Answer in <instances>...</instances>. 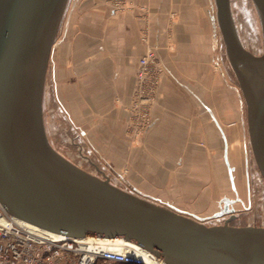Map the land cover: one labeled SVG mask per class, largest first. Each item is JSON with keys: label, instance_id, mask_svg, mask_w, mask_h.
<instances>
[{"label": "crops", "instance_id": "0c3cea01", "mask_svg": "<svg viewBox=\"0 0 264 264\" xmlns=\"http://www.w3.org/2000/svg\"><path fill=\"white\" fill-rule=\"evenodd\" d=\"M75 2L51 53L50 83L71 125L98 152L107 176L135 182L148 178L150 193L132 183L138 194L204 218L223 210L226 199H234V204L241 200L235 171L242 152L248 163L243 119L240 128L237 124L244 105L238 86L214 67L213 14L206 22L198 13V0H125L123 10H116L111 0ZM173 10L175 40L168 46L165 23ZM145 23L164 69L151 123L135 145L127 139L125 127L144 53ZM119 161L132 167L127 177L124 165L116 166ZM223 163L235 196L222 194L221 180H216ZM181 184L187 185L184 195L191 210L182 207L184 198L172 197ZM209 204L216 209L207 210Z\"/></svg>", "mask_w": 264, "mask_h": 264}, {"label": "water", "instance_id": "95a60500", "mask_svg": "<svg viewBox=\"0 0 264 264\" xmlns=\"http://www.w3.org/2000/svg\"><path fill=\"white\" fill-rule=\"evenodd\" d=\"M70 0H0V202L43 230L122 237L169 264H264V225L235 224L234 199L208 218L124 189L82 168L49 140L43 113L51 53ZM212 15L247 104L254 161L264 179V52L240 43L229 0ZM264 27V0H254ZM253 62H260L255 67ZM225 161L231 180L233 167Z\"/></svg>", "mask_w": 264, "mask_h": 264}, {"label": "rangeland", "instance_id": "374dc122", "mask_svg": "<svg viewBox=\"0 0 264 264\" xmlns=\"http://www.w3.org/2000/svg\"><path fill=\"white\" fill-rule=\"evenodd\" d=\"M123 3V7L121 6L120 9H117V2L118 0H111L112 4L115 6L116 10H123L125 0H120ZM201 2L202 5L199 7V14L202 18H206V22L209 18L210 12L212 14L217 13V6L215 0H198ZM77 2V1H76ZM75 0H70L67 6V9L64 14L63 22L60 25L58 34H57V41L60 37V33H62L64 28V23H66L67 19L66 16L70 15L71 8L75 5ZM204 2V3H202ZM230 10H231V17H232V24L234 30L237 33L240 43L253 53L254 55H262L264 52V27L260 12L257 8V5L254 0H229ZM212 5V6H211ZM126 9V7H125ZM189 10V9H188ZM186 10V11H188ZM189 13V12H188ZM177 17V13L173 10L171 11L167 22L165 23V40L168 46L173 45L175 40V28H174V20ZM215 23V21H214ZM216 34L214 38V49H215V58H214V67L220 69L225 72V74L232 79V81L238 86L239 95L243 100V112L242 118L238 117L237 124L240 128L242 126V119L244 121L245 127V135H246V147H247V166H246V159L245 155L242 152L241 154V162L238 165V169L235 171L237 182H239L240 188V198L238 202L234 204L235 209L238 210L239 217L236 218V224H258L264 225V180L260 173L258 166L254 161V157L251 150V145L249 142V132H248V118H247V104L245 98L243 96L242 90L239 86L238 80L236 78L235 72L230 64L227 51H226V43L220 28L216 26ZM141 41L144 45V51L146 50L149 44H153L152 39L149 35V27L148 24L145 23V26L142 29ZM58 43V42H57ZM57 45V44H56ZM155 46V45H154ZM156 48V46H155ZM250 63L255 65H261L260 62H253L252 60L248 59ZM51 64L52 61H49L48 68H47V75L45 81V88H44V98H43V113H44V121L46 125L47 134L49 140L53 144V146L65 155L67 158L72 160L74 163L78 164L82 168L86 169L87 171L97 174L99 176H103L106 174L104 169H102V165L100 160L98 161L97 158L101 159L98 152L92 149V147L88 144L87 139L84 135H81L79 132V128H76L71 125L70 120L67 118V115L61 105L56 101L54 95L53 86L50 83V74H51ZM163 66V65H162ZM164 69V68H163ZM163 72V71H162ZM135 88V87H134ZM158 88L156 90L157 94ZM133 95L130 103L128 104V118L125 127L127 139L131 144L139 145L142 141V136L145 133L142 132L140 135H135L131 128H132V121H133V109H132V101ZM239 110V116H240ZM124 160L129 162L127 158ZM126 165H120V161L116 166L120 169L122 167L123 174L127 177L130 172H132V167L129 163H125ZM129 164V165H128ZM107 175V174H106ZM114 175V174H113ZM117 175V174H115ZM115 177V178H114ZM119 177V178H118ZM122 177V176H121ZM120 176H109V179L114 184L127 189L132 192H136L133 188V184H137L139 187H143L145 192L150 193V181L148 178H143L142 181L138 182L134 180V178H121ZM248 178V179H247ZM188 180L189 178H185ZM202 181L205 178H197ZM129 180V182H127ZM216 180H221L222 186V194H229L231 196H235L234 190L231 188L230 179L228 176V172L226 166L222 165V171L220 178H216ZM250 180V181H249ZM200 181V183H201ZM131 182V183H130ZM249 183V185H248ZM185 186L183 189H181ZM187 185H182L180 187L176 186L174 194L172 197L175 199H182L184 198L185 203L189 200L185 198V188ZM175 195V196H174ZM187 200V201H186ZM192 203L195 202L193 198ZM185 209L191 210L189 208L188 202L186 205H183ZM213 205H207V210H215L212 209ZM196 210V209H195ZM208 214V213H207ZM207 214H202V216H207ZM227 215H223L216 218H206V222L218 221L222 222Z\"/></svg>", "mask_w": 264, "mask_h": 264}, {"label": "built area", "instance_id": "2783aa9c", "mask_svg": "<svg viewBox=\"0 0 264 264\" xmlns=\"http://www.w3.org/2000/svg\"><path fill=\"white\" fill-rule=\"evenodd\" d=\"M121 6L118 0L117 9ZM162 71L156 48L149 44L136 71L131 128L135 135L146 131L151 123V107ZM21 220L0 202V264H169L162 256L122 237H75L55 232L46 236Z\"/></svg>", "mask_w": 264, "mask_h": 264}, {"label": "bare ground", "instance_id": "6f19581e", "mask_svg": "<svg viewBox=\"0 0 264 264\" xmlns=\"http://www.w3.org/2000/svg\"><path fill=\"white\" fill-rule=\"evenodd\" d=\"M215 23H216V22H215ZM21 222H22L23 224H25L28 228L34 230L35 232L41 233V234L46 235V236L55 235V234L52 233V232H49V231L43 230V229H41V228H39V227H37V226H35V225H33V224H30V223L24 222L23 220H21Z\"/></svg>", "mask_w": 264, "mask_h": 264}, {"label": "flooded vegetation", "instance_id": "af4514ba", "mask_svg": "<svg viewBox=\"0 0 264 264\" xmlns=\"http://www.w3.org/2000/svg\"><path fill=\"white\" fill-rule=\"evenodd\" d=\"M236 78H237V77H236ZM237 80H238V79H237ZM247 179H248V178H247ZM263 180H264V179H263ZM249 181H250V180H249ZM248 185H249V183H248ZM235 211H236V213H235L236 215H235V217L231 218L230 221H231V223H235V224H236V220H235V219L239 217V213H238V210H237V209H236ZM224 215H227V217L230 216L229 213H225ZM227 217H226V218H227Z\"/></svg>", "mask_w": 264, "mask_h": 264}]
</instances>
